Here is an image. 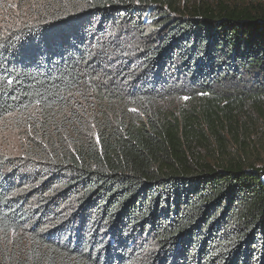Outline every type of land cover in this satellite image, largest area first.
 <instances>
[{"label":"trees","instance_id":"trees-1","mask_svg":"<svg viewBox=\"0 0 264 264\" xmlns=\"http://www.w3.org/2000/svg\"><path fill=\"white\" fill-rule=\"evenodd\" d=\"M0 20V121L23 120L0 264H264V157L197 151L260 131L264 0H0Z\"/></svg>","mask_w":264,"mask_h":264},{"label":"rangeland","instance_id":"rangeland-1","mask_svg":"<svg viewBox=\"0 0 264 264\" xmlns=\"http://www.w3.org/2000/svg\"><path fill=\"white\" fill-rule=\"evenodd\" d=\"M3 25V21L0 20V27ZM18 117V115H13L0 121V151L2 154L12 159L21 156L20 146L22 145L21 136L23 131L20 125L23 123V120L17 122ZM247 118L252 119L257 129L260 130L254 138L245 140L247 145L244 143L238 145V147H228L226 151H220L216 147H213V143L209 141L206 143V147H201L197 151L205 157L209 156V158L215 160L226 155L231 157L224 158V160L242 158L241 160L245 159L256 162L255 160H259V158L262 159V157H264V115L263 117L260 115L258 116L256 110H251ZM247 122H249V120H247Z\"/></svg>","mask_w":264,"mask_h":264},{"label":"snow or ice","instance_id":"snow-or-ice-1","mask_svg":"<svg viewBox=\"0 0 264 264\" xmlns=\"http://www.w3.org/2000/svg\"><path fill=\"white\" fill-rule=\"evenodd\" d=\"M13 83V81L11 80V79H9L8 81H7V84L8 85H11ZM208 93H200V95H207ZM183 99L184 100H188L189 99V97H187V96H185V97H183Z\"/></svg>","mask_w":264,"mask_h":264}]
</instances>
